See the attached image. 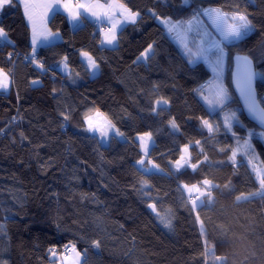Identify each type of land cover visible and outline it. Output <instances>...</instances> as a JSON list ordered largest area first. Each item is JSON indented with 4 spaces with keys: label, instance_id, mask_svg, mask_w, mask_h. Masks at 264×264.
Instances as JSON below:
<instances>
[{
    "label": "trees",
    "instance_id": "1",
    "mask_svg": "<svg viewBox=\"0 0 264 264\" xmlns=\"http://www.w3.org/2000/svg\"><path fill=\"white\" fill-rule=\"evenodd\" d=\"M118 1L138 15L117 33L115 48L102 46L105 30L97 32V24L83 20L72 31L55 13L48 27L61 41L35 52L43 67L23 61L32 48L19 4L14 0L0 16L7 33L0 69L12 79L10 91H0V264H59L62 249L71 255L72 245L80 264H264V195H252L260 192L252 166L264 165V139L230 83L237 55L264 73V0ZM206 8L242 11L252 24L242 39L223 45L232 99L213 113L200 100L209 71L190 63L161 22H186ZM150 45L146 64L138 63ZM82 51L96 61L95 76ZM61 61L69 76L56 71ZM255 88L264 99V80L258 77ZM97 109L123 136L113 132L104 145L85 130V114ZM233 111L239 123L229 131L223 116ZM146 133L152 146L143 155L138 139ZM186 147L187 162L177 170ZM252 150L257 159L249 164ZM205 179L211 201L201 195ZM241 195L247 198L237 200Z\"/></svg>",
    "mask_w": 264,
    "mask_h": 264
},
{
    "label": "snow or ice",
    "instance_id": "2",
    "mask_svg": "<svg viewBox=\"0 0 264 264\" xmlns=\"http://www.w3.org/2000/svg\"><path fill=\"white\" fill-rule=\"evenodd\" d=\"M24 7V14L28 18L29 24L32 27V46H33V57L35 54V50L38 44L41 42L49 43L51 42L54 34L47 28L48 20H49V13H52L56 10L57 4H60L65 11L68 12L70 18L73 22H77L81 19V12L80 9L88 12L91 16L95 17L96 20L102 21V19L106 18L111 24L112 27L109 29V37L106 38V43L112 44L116 40V30L120 26L121 21L117 18V11H119V15L124 18V20L135 23L136 17L138 13L132 12L128 8L124 6L122 3L114 2L112 4H103L99 3V0H96L94 3H69L68 0H64L61 4L60 0H52V2H47V0H21ZM186 4L189 3V0H184ZM14 3V0H0V9H3L5 6H11ZM75 8L76 11H72ZM37 9H43L42 13L37 14ZM93 9H100L101 11H94ZM200 15L206 16L208 20L212 23V25L217 29V31L221 34L223 40H240L244 36H246L249 30L252 28L251 21L248 19L246 13L242 11L233 12L231 15L228 13L223 12L219 8H206L199 10L192 18L186 22H176L173 23L169 19H164L161 22L168 28L169 33H177L179 34L181 31L187 33L192 30L194 24L199 23ZM186 24V27H185ZM207 35V33H205ZM7 33L4 31L3 28H0V39H6ZM10 43V41H7ZM187 47V45H185ZM151 50V45L149 49L146 50V53L143 55H147V51ZM206 52H212L214 55V59H209V57L205 54ZM194 55L197 58H203L206 63L209 64V67L212 69L215 80L209 85L208 91L211 95V99L205 97L206 102L212 105H219L223 106L224 103L229 99L228 89L224 86L222 82V76L224 71V58L225 52L224 48L221 47L220 42L213 40L209 48L204 49L201 48L200 52L195 53ZM81 56L85 57L88 61L89 67L91 69H96L98 66L96 61L93 59L91 55L87 52L82 51ZM35 61V58L33 59ZM192 61H190L191 63ZM235 70L232 73L233 83L235 84L236 90L240 95L244 103V108L247 111L248 115L256 121L257 124L260 125L261 131L258 135L264 139V99L258 98L256 88L254 87L255 80L259 77L260 79L264 80V73L257 72L253 67L252 60L244 55H237L235 57ZM37 67H42L39 63H37ZM9 83V79L6 73L0 69V88H7ZM158 105L163 103L166 104V100H158L156 102ZM155 111V109H153ZM91 112V110H90ZM66 120L68 119L67 116L64 117ZM85 123L87 125L86 131L99 133V135L107 139L109 133L114 131L115 135L123 136V133L120 132L118 129H115L112 122L107 118V116L100 112L98 109L95 110L94 115L85 114L84 117ZM239 123V119L235 111L227 114L225 116V127L228 128L229 131L232 130L233 122ZM172 127L175 128L176 125L174 122H170ZM204 126H206L209 132L213 131V126L209 123V121L204 120L202 121ZM253 135L252 132L249 133V136ZM141 141V148L145 155L148 154V143L151 140V134L146 133L143 136L139 137ZM199 144V141H197ZM243 146L245 149H251V144L249 140H244ZM187 151V147L185 148ZM247 154V153H246ZM236 152L233 151L231 159L235 163ZM257 157L254 154V150H252L251 158L249 159V164H253V161L256 160ZM187 161L184 160V157H181V160L176 161L177 170L184 166V163ZM138 164L143 165L144 159H140L137 161ZM149 164H152L151 161H148ZM153 168H156L157 165L152 164ZM195 168V165H192ZM256 172L257 179L259 180L260 184V195H264V165H261L260 168L254 169ZM143 171L147 172L148 169L145 168ZM143 184L147 186V181H143ZM203 184L206 186V190L201 192V195H207L209 201L212 200V182L205 179ZM189 193L195 189L196 191H200L197 186L188 185L183 186ZM255 195V194H252ZM191 198V197H190ZM247 197L241 195L237 196L236 199H246ZM200 197H196V200H199ZM194 208L197 206L196 201L193 200ZM202 203V202H201ZM151 210L156 213L158 217H160L161 222L165 224V227L170 226V221H168L161 213L158 211L157 207L154 204L148 205ZM199 219V217H198ZM94 246L98 247V242H93ZM53 255H55V250H51ZM65 251L67 252L68 249L66 248ZM71 251L75 253L76 257V264H80V257L81 253L76 250L75 246H71ZM67 260L68 257L65 256ZM217 259H220L219 257Z\"/></svg>",
    "mask_w": 264,
    "mask_h": 264
},
{
    "label": "rangeland",
    "instance_id": "3",
    "mask_svg": "<svg viewBox=\"0 0 264 264\" xmlns=\"http://www.w3.org/2000/svg\"><path fill=\"white\" fill-rule=\"evenodd\" d=\"M162 25L166 29V32H167L168 36L171 38V40L173 41V43L180 50L184 51V54L188 55V57L192 61L191 63L201 62L207 68V70L209 71L211 78H210L209 82L202 88V94L203 95H201V99H200L203 102V104L205 105V107L212 113L214 111H216L217 109H219L221 107H224L228 103V101H230L232 99L231 94H229V99L224 103L223 106H219V105L210 106L206 102L205 97H208L209 99H211V95H210V93L208 91V87L207 86H209L215 80V76H214V73H213L212 69L209 67V64L206 63L203 58H197V56L194 55V54L200 52L201 48H204V49L209 48L210 45H211V42L213 40H215L217 42H220L221 47H223V45H225V44H229L230 42H237L239 40H232V41L223 40L222 37H221V34L212 25V23L208 20V18L206 16H203V15H200L199 23L198 24H194L192 30L187 32V33H184L183 31H181L179 34H177V33H169L168 28L163 23H162ZM185 27H186V24H185ZM205 33H207V35H205ZM185 45H187V47H185ZM116 46H117V42H116ZM108 49H111V48H108ZM205 54L209 57V59H214V55H213L212 52H206ZM226 69L227 68H226V55H225V58H224V71H223V76H222V82H223L225 87H226V85H225ZM94 113L91 114V115H94ZM225 116H223L224 117L223 118L224 121H225ZM90 133L95 134V132H90ZM110 135H111V132L109 133V136ZM99 137L102 140V144H104V145L107 144L108 138L104 139L100 135H99ZM151 146H152V141L150 140L149 143H148V151H149ZM139 150H140V152L143 155H145V153L142 151L141 145L139 146ZM182 157H184V160L186 161V159H187V151H185V149L182 151ZM185 164L186 163H184V165ZM258 168H260V167H257L256 165L252 166V170H253L255 176H256V172H255L254 169H258ZM256 178H257V176H256ZM259 193H256L255 195H259ZM190 196H194V195H190ZM190 196H188V198H190ZM54 257L55 256H51L52 259ZM67 257H68L67 260L65 259V256L58 257L59 258V264H76L75 253H73L71 251V255H69Z\"/></svg>",
    "mask_w": 264,
    "mask_h": 264
},
{
    "label": "crops",
    "instance_id": "4",
    "mask_svg": "<svg viewBox=\"0 0 264 264\" xmlns=\"http://www.w3.org/2000/svg\"><path fill=\"white\" fill-rule=\"evenodd\" d=\"M19 6H20V9H21V13H22V16H23V19H24V22L26 24V26L28 27L29 29V41H30V46L32 48V51L33 52V46H32V27L31 25L29 24V21H28V18L25 16L24 14V7H23V3L21 2V0H15ZM47 2H52V0H47ZM64 2V0H60V3L62 4ZM69 3H94L96 2V0H68ZM114 2V0H99V3H103V4H112ZM116 2L120 3L118 0H116ZM8 6H5L3 9H0V16L3 14V11L7 8ZM94 11H101L100 9H93ZM37 14L39 13H42L44 10L43 9H37ZM72 11H76L75 8L72 9ZM81 12V19L77 22H73V20L70 18L69 14L67 11H65V9L60 6V4H57V8L54 12L52 13H49V20L51 19V17L55 14V13H61L63 14L65 17H66V21L68 23V26L70 28V30L72 31H75L83 22V20H87L93 24H103L105 25L106 27H108L109 29H111L112 27V24L106 19H102V21H98L95 19V17L91 16L88 12L84 11L83 9H80L79 10ZM119 11H117V18L121 21L120 23V26L117 28L116 30V35L117 33L122 29L124 28L125 26L131 24L132 22H129V21H126L124 20V18L122 16L119 15ZM49 20H48V23H49ZM47 28L48 30L49 27H48V24H47ZM51 31V30H50ZM52 33L54 34H58V35H54L51 42L49 43H43L41 42L40 44L37 45L36 47V50L35 52L40 49V48H43V47H47V46H51V45H54V44H57L61 41V35L58 33V32H53L51 31ZM110 33L109 31H101L99 33V36H100V39H101V44L102 46L106 47V48H114L116 46V40L114 43L112 44H108L106 43V38L109 37ZM0 43L1 44H6V39H0ZM151 52L152 51H147V55H143L144 52L137 60L138 63H143V64H146V60L147 58L151 55ZM80 58L82 60V62L86 65V67L88 68V70L90 71L91 75L92 76H95L96 74H98V67L96 69H91L89 67V64H88V61L85 57L81 56L80 54ZM56 71L61 74L62 76H69L70 75V68L67 66L66 62L65 61H61L59 62L58 64H56ZM5 73V72H4ZM7 74V73H6ZM8 76V79H9V83H8V87L5 89V88H0V91L3 92V93H7L10 91V89L12 88V79H11V76L9 74H7ZM95 114V113H94ZM86 125V123H85ZM87 127V125H86ZM114 131L111 132V134L113 133ZM97 135H99V133H95ZM138 142L141 143L140 139H138Z\"/></svg>",
    "mask_w": 264,
    "mask_h": 264
},
{
    "label": "water",
    "instance_id": "5",
    "mask_svg": "<svg viewBox=\"0 0 264 264\" xmlns=\"http://www.w3.org/2000/svg\"><path fill=\"white\" fill-rule=\"evenodd\" d=\"M241 56H244V55H241ZM235 57H236V56H234V57H233V60H232V71H231V78H230V83H231L232 91H233V93H234V95H235V97H236V99H237V101H238V103H239V105H240V107H241L242 113H243V115L245 116V118H246L250 123H252L255 127H257V128L261 131V127H260V125L257 124L256 121H254V120L248 115L247 111L245 110V108H244V103H243L242 99L240 98L239 93H238L237 90H236L235 84L233 83L232 73H233V71L235 70V66H236ZM253 67H254V66H253ZM254 87H255V82H254ZM149 209H150V211H151L152 213H154V212L151 210V208H149Z\"/></svg>",
    "mask_w": 264,
    "mask_h": 264
},
{
    "label": "built area",
    "instance_id": "6",
    "mask_svg": "<svg viewBox=\"0 0 264 264\" xmlns=\"http://www.w3.org/2000/svg\"><path fill=\"white\" fill-rule=\"evenodd\" d=\"M95 27H96V31H97V32H99L100 30L109 31V28L106 27V26H104V25L97 24V25H95ZM9 58H10V57L8 56L7 59H9ZM22 58H23V61H24L25 63L33 64V65H35V66H37V63H39V64L42 66V62L39 61V60L36 58V55H35V54H34V57H33V53H32V52H30L28 55H24V56H22ZM34 58H35V61H36V62H33V59H34ZM42 67H43V66H42ZM65 249H66V248H63V249H62V254H63L64 256H69V255H70V249L67 248V249H68L67 252L65 251Z\"/></svg>",
    "mask_w": 264,
    "mask_h": 264
}]
</instances>
